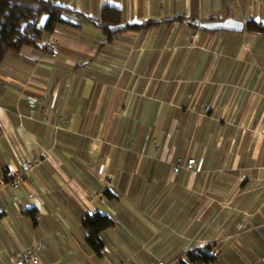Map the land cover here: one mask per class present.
<instances>
[{
	"label": "crops",
	"instance_id": "0c3cea01",
	"mask_svg": "<svg viewBox=\"0 0 264 264\" xmlns=\"http://www.w3.org/2000/svg\"><path fill=\"white\" fill-rule=\"evenodd\" d=\"M53 1L160 22L110 41L97 26L60 24L55 53L44 35L43 47L23 45L3 63L0 175L49 157L33 180L0 190V264L26 247L39 264H183L208 246V264L264 258V34L199 27L264 22V0ZM178 156L194 168L173 173ZM99 210L114 221L101 255L82 225Z\"/></svg>",
	"mask_w": 264,
	"mask_h": 264
},
{
	"label": "trees",
	"instance_id": "16d2710c",
	"mask_svg": "<svg viewBox=\"0 0 264 264\" xmlns=\"http://www.w3.org/2000/svg\"><path fill=\"white\" fill-rule=\"evenodd\" d=\"M44 16H46V20L44 25L41 26V20ZM184 19V16H177L168 21H183ZM209 19L216 20L215 18ZM187 21L189 24L197 26L192 19ZM159 22L146 20L125 23L122 19L121 9L112 4L103 5L100 16L92 17L74 8L58 4L53 0H0V69L8 58L19 54L23 45L43 47L41 45L43 36L51 35L60 24L77 28H80L84 23L97 26L102 31L105 39L110 41L115 34L123 30H145ZM121 24H124L123 29H116V26ZM245 30L264 34V22L250 18L245 22ZM9 173L2 176L7 178ZM25 212L33 221L36 220L38 214L36 208L31 207ZM82 225L86 230L87 244L94 253L101 255L104 249L101 233L114 225L113 219L107 213L99 210L86 214L82 219ZM216 259L217 255L212 253L211 247L208 246L190 251L186 256V260L180 262L183 264H208Z\"/></svg>",
	"mask_w": 264,
	"mask_h": 264
},
{
	"label": "built area",
	"instance_id": "2783aa9c",
	"mask_svg": "<svg viewBox=\"0 0 264 264\" xmlns=\"http://www.w3.org/2000/svg\"><path fill=\"white\" fill-rule=\"evenodd\" d=\"M231 3H235L238 0H228ZM48 51L55 52L58 48V39L55 35H51L49 37V41L47 44ZM46 120H50V115L46 116ZM49 156L39 155L35 157H27L24 160L25 169L21 171H11L7 178L0 175V190L5 191L7 188L10 189H18L21 185L25 184L28 179L33 180V172L34 169L40 165L45 158ZM196 163L195 158L189 157L184 158L182 156H178L172 162V172L178 173L180 170H191L194 168ZM13 260L15 264H39L40 256L35 247H26L23 250L19 251L13 256ZM264 264V258H260L256 261V263ZM144 264H173V262L167 261L165 259H155L150 260Z\"/></svg>",
	"mask_w": 264,
	"mask_h": 264
},
{
	"label": "water",
	"instance_id": "95a60500",
	"mask_svg": "<svg viewBox=\"0 0 264 264\" xmlns=\"http://www.w3.org/2000/svg\"><path fill=\"white\" fill-rule=\"evenodd\" d=\"M124 24L116 26V29L122 30ZM199 27L203 30L209 31H232V32H240L245 28V24L241 20H237L235 18L229 17L224 20H215V21H205L200 22Z\"/></svg>",
	"mask_w": 264,
	"mask_h": 264
},
{
	"label": "rangeland",
	"instance_id": "374dc122",
	"mask_svg": "<svg viewBox=\"0 0 264 264\" xmlns=\"http://www.w3.org/2000/svg\"><path fill=\"white\" fill-rule=\"evenodd\" d=\"M50 36H51V35H50ZM50 36H49V37H50ZM48 41H49V39H48ZM47 50H48V48H47ZM49 52H51V51H49ZM154 250H156V247H153V251H154ZM262 257H264L263 254H262ZM165 260L170 261V259H166V258H165ZM179 263H180V262H179ZM250 264H259V263H258V262H257V263H256V262H251Z\"/></svg>",
	"mask_w": 264,
	"mask_h": 264
}]
</instances>
